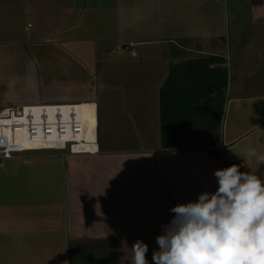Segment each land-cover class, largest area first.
I'll return each instance as SVG.
<instances>
[{"label":"crops","instance_id":"1","mask_svg":"<svg viewBox=\"0 0 264 264\" xmlns=\"http://www.w3.org/2000/svg\"><path fill=\"white\" fill-rule=\"evenodd\" d=\"M34 62L74 79L41 99L98 104L99 151L0 160V264H131L138 239L154 264L224 161L264 181L239 156L264 154V0H0V111L40 105L6 74Z\"/></svg>","mask_w":264,"mask_h":264},{"label":"clouds","instance_id":"2","mask_svg":"<svg viewBox=\"0 0 264 264\" xmlns=\"http://www.w3.org/2000/svg\"><path fill=\"white\" fill-rule=\"evenodd\" d=\"M239 156L264 165L254 148ZM242 166L216 169L214 192L170 209L174 215L156 237L154 264H264V181ZM131 250V264H148L146 243L138 239Z\"/></svg>","mask_w":264,"mask_h":264},{"label":"built area","instance_id":"3","mask_svg":"<svg viewBox=\"0 0 264 264\" xmlns=\"http://www.w3.org/2000/svg\"><path fill=\"white\" fill-rule=\"evenodd\" d=\"M90 105L95 112V122L91 126L77 109L78 104L8 108V116L0 115V160L41 151L97 153L98 104L92 102Z\"/></svg>","mask_w":264,"mask_h":264},{"label":"rangeland","instance_id":"4","mask_svg":"<svg viewBox=\"0 0 264 264\" xmlns=\"http://www.w3.org/2000/svg\"><path fill=\"white\" fill-rule=\"evenodd\" d=\"M32 20V19H31ZM28 21V23L34 24L33 21ZM233 22H232V27H233ZM61 41V40H60ZM36 63V65L39 67V69L37 71H31L28 76H30L33 79H30L28 76H26L25 72H20L21 74H17L16 71H8V73H6L7 75H9L10 80H13V85L11 87V91H15V90H19L20 92H25V91H29L32 89H37L35 90L33 93L29 92L28 95H38V100L39 101H35L34 103L37 104H54V101H47L44 99H41L39 96L41 95L39 86H44L46 88H52L54 86H65V87H70V83L73 82V78H70V68H68V74L64 75L62 74V70H55L54 68L50 67H46L43 66V62H34ZM35 72H37V76ZM67 72V71H66ZM19 78H21L19 80ZM35 78H37L38 83L36 84L35 82ZM0 98L3 100V96H2V92L0 91ZM9 105V104H4L2 105V107ZM41 152H49V151H41Z\"/></svg>","mask_w":264,"mask_h":264},{"label":"bare ground","instance_id":"5","mask_svg":"<svg viewBox=\"0 0 264 264\" xmlns=\"http://www.w3.org/2000/svg\"><path fill=\"white\" fill-rule=\"evenodd\" d=\"M77 109L80 111L84 119L88 121L89 125H93L95 122V112L93 110V106L90 105V103H82L78 104Z\"/></svg>","mask_w":264,"mask_h":264},{"label":"trees","instance_id":"6","mask_svg":"<svg viewBox=\"0 0 264 264\" xmlns=\"http://www.w3.org/2000/svg\"><path fill=\"white\" fill-rule=\"evenodd\" d=\"M210 153L212 154V156H214V157L220 159V154H219L218 151L211 150ZM233 164L240 165V164H238V163H236V162H228V161H224V168L229 167V166H231V165H233ZM240 171L243 172V168H242V167L240 168Z\"/></svg>","mask_w":264,"mask_h":264},{"label":"water","instance_id":"7","mask_svg":"<svg viewBox=\"0 0 264 264\" xmlns=\"http://www.w3.org/2000/svg\"><path fill=\"white\" fill-rule=\"evenodd\" d=\"M0 115H1V116H8V115H9V109H8V108L5 109L4 111H2V112L0 113Z\"/></svg>","mask_w":264,"mask_h":264}]
</instances>
